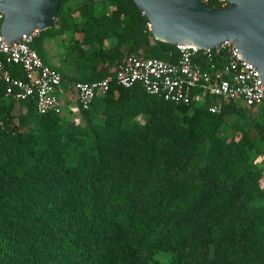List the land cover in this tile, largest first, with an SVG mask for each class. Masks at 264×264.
<instances>
[{"label": "trees", "instance_id": "obj_1", "mask_svg": "<svg viewBox=\"0 0 264 264\" xmlns=\"http://www.w3.org/2000/svg\"><path fill=\"white\" fill-rule=\"evenodd\" d=\"M68 1L33 42L43 61L44 39L68 29ZM109 1V14L96 15V1L76 7L85 19L76 47L116 44L83 54L89 78L61 73L70 89L104 79L113 72L95 73L100 63L120 65L142 47L141 57L176 61L175 46L150 44L148 19L133 0ZM7 67L24 78L20 66ZM4 89L0 83V264H153L161 256L173 264H264L262 171L251 160L264 141V110L257 119L227 104L211 114L205 105H176L112 82L80 111L79 126L39 115L32 99H5ZM246 113L252 120L238 130L242 139L216 135L227 117Z\"/></svg>", "mask_w": 264, "mask_h": 264}, {"label": "built area", "instance_id": "obj_2", "mask_svg": "<svg viewBox=\"0 0 264 264\" xmlns=\"http://www.w3.org/2000/svg\"><path fill=\"white\" fill-rule=\"evenodd\" d=\"M211 0H202L208 6ZM226 7V0H216ZM4 15L0 13V28ZM151 31V24L147 23ZM1 32V30H0ZM40 32L34 30L25 38L6 45L0 34V83L4 84L3 97L15 102L32 99L39 115L54 113L61 116L63 102L57 94L62 92L63 76L45 64L33 42ZM176 61L144 58L128 54L118 68L99 81L75 82L79 111H87L97 97L109 92L112 82L130 89L140 85L148 95L176 105L192 103L205 105L211 114H219L227 104L247 108L253 117L264 110V87L256 68L245 62L233 42L224 41L214 48L178 45ZM20 66L24 78H15L7 66Z\"/></svg>", "mask_w": 264, "mask_h": 264}, {"label": "water", "instance_id": "obj_3", "mask_svg": "<svg viewBox=\"0 0 264 264\" xmlns=\"http://www.w3.org/2000/svg\"><path fill=\"white\" fill-rule=\"evenodd\" d=\"M151 24L155 40L214 48L233 42L241 58L256 68L264 87V0H226L208 7L202 0H133ZM61 0H0L1 40L8 45L26 34L47 30Z\"/></svg>", "mask_w": 264, "mask_h": 264}, {"label": "rangeland", "instance_id": "obj_4", "mask_svg": "<svg viewBox=\"0 0 264 264\" xmlns=\"http://www.w3.org/2000/svg\"><path fill=\"white\" fill-rule=\"evenodd\" d=\"M90 1L98 2L96 8H94V13L100 15L102 13L109 14L113 9L114 5L109 0H70L62 8V12L67 13L66 24L68 25L67 31L58 37L55 38H46L44 41L47 42L45 45L44 58L47 59L48 64L52 67L55 66L58 68L67 78L74 80H84L89 78L93 73L90 72L88 65L86 64L85 57L83 54H87L92 48L98 49L103 48L104 51L112 48L116 41L114 39H107L101 42H92L90 45L82 43L80 47H76L75 43H81L85 37L83 28L85 26V19L80 14L79 9H76L78 4L88 3ZM154 38H150V44H153ZM157 41V40H155ZM85 52V53H82ZM138 56H144V48H140L137 51ZM119 65H109L107 61L100 63L95 73L100 70L108 68L110 72H114ZM69 84L62 83V91L57 94L59 99L63 102L62 115L61 119L65 123H70L72 125L84 126L85 122L81 115V112L78 110L76 104L72 101V95L67 92V87ZM0 105L2 103L0 102ZM199 105H202L199 102ZM21 106L19 103H15L14 109L12 110L13 123H17L16 117L20 113ZM257 119H260V116H257ZM137 121L142 122V118H136ZM250 114L246 113L245 115L239 116H229L225 119V123L222 128L217 132V136L221 139L228 140L229 137L235 136L237 140L242 139L239 129H247L251 124ZM251 160L253 166L262 171L261 180L259 185L262 189V196L257 200L258 204L264 202V141H256L254 150L251 155ZM153 264H173L169 256H161L154 260Z\"/></svg>", "mask_w": 264, "mask_h": 264}, {"label": "crops", "instance_id": "obj_5", "mask_svg": "<svg viewBox=\"0 0 264 264\" xmlns=\"http://www.w3.org/2000/svg\"><path fill=\"white\" fill-rule=\"evenodd\" d=\"M51 39V38H50ZM44 41H45V39H44ZM44 41H43V50H42V52H43V54L45 53V51H46V49L44 48L45 47V45L47 44V42H45V44H44ZM47 58V57H46ZM46 58H44V63L45 64H47V65H49L48 64V61H47V59ZM49 66H51V65H49ZM52 67V66H51ZM53 68H55V69H57L60 73H62L58 68H56L55 66H53ZM63 74V73H62ZM64 75V74H63ZM65 76V75H64ZM63 92V95H64V91H62ZM67 92L68 93H70L71 95H72V102L74 103V104H76V97H75V93H74V91L72 90V89H70V87L68 88L67 87Z\"/></svg>", "mask_w": 264, "mask_h": 264}]
</instances>
